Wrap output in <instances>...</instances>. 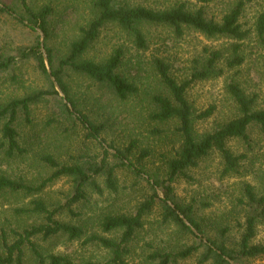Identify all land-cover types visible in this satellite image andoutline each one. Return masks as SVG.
Here are the masks:
<instances>
[{
	"label": "trees",
	"instance_id": "16d2710c",
	"mask_svg": "<svg viewBox=\"0 0 264 264\" xmlns=\"http://www.w3.org/2000/svg\"><path fill=\"white\" fill-rule=\"evenodd\" d=\"M12 1L0 0V13L12 16L36 37L30 47L21 48L16 56L6 55L0 50V74L11 71L19 62L35 61L36 70L46 80L47 87L0 106V124H3L0 158L5 156L13 159L25 154L19 144L17 122L23 116L30 123L33 107L44 103L51 105L49 125L64 124L73 129L81 125L86 131L87 140L96 141L103 154L99 161L69 165L61 164L52 155L44 156L42 162L52 173L36 186L22 179L13 180L0 175V198L9 194L39 195L63 179L72 185L61 204L49 207L44 201L36 199L30 209L16 210L17 216L35 215L41 217L42 221L21 232L15 229L0 232V264H26L27 250L34 255L36 264H72L64 256L45 257L35 241H48L60 235L67 236L70 241L82 240L86 236L84 228L59 221V217L65 214L77 217L75 207L89 201L92 194L102 197L108 191L118 195V173L122 170L145 182L149 187V195L132 215H108L101 219V232H121L120 240L107 239L98 234H92L85 240L86 244H98L111 252L107 264H127L130 243L144 228L146 217L157 209L161 210L160 217L164 223L173 224L180 232L188 233L197 243L177 253L153 251L146 257L149 264H180L197 254L198 264H246L264 258V243H255L258 229L264 223V194H258L254 186L244 183L240 187L241 197L235 208L240 209L243 223L236 222L233 225L230 220L225 221V224L218 223L214 237L209 236L206 230L208 223L197 217L196 201L189 205L182 204L174 188L181 179L194 181L190 172L212 154L220 156L222 178L239 175L244 157L236 156L229 143L233 140L249 143V129L254 126L264 136V109H258L256 98L247 96L235 80L228 82L226 92L236 105L238 114L210 132L199 133L196 124L211 119L216 107L211 106L199 113L188 97L195 84L222 78L242 67L246 62V43L252 38L256 40L260 54L264 55V10L258 14L252 28H248L242 19L254 0L234 1L220 21L208 17L205 8H191L187 2L182 1L153 9L126 0H92V17L86 25L79 27L78 37L61 54L51 45L54 9L47 6L36 10L30 0H18L22 12L17 15ZM146 26L170 28L178 40L186 30H193L208 39H226L231 44L226 49L205 48L204 55L194 61L188 76L182 80L173 74L172 65L159 57L152 58L150 62V76L140 57L130 58L125 46H115L102 60L89 58L108 27L118 29L131 39L137 52H146L149 49V41L144 32ZM39 31L44 34V42L41 41ZM43 48L51 73L45 63ZM73 75L105 88L121 103L129 100L147 103L149 135L159 140L174 137L178 141L155 162L157 164L154 165H159L160 170L148 169V164L155 159L150 150L143 149L136 157L137 151L141 149V140L131 139L129 145L122 148L109 144L103 138L106 124L92 121L71 96L68 80ZM52 78L64 97H61ZM152 78L161 90L154 89V86L151 88L150 83L145 84L144 81ZM161 125H173V130H162L158 127ZM236 229L238 236L233 237Z\"/></svg>",
	"mask_w": 264,
	"mask_h": 264
},
{
	"label": "rangeland",
	"instance_id": "374dc122",
	"mask_svg": "<svg viewBox=\"0 0 264 264\" xmlns=\"http://www.w3.org/2000/svg\"><path fill=\"white\" fill-rule=\"evenodd\" d=\"M92 0H30L34 9L50 6L54 9L52 17L54 45L61 54L67 51L70 43L78 37L79 27L87 24L92 17ZM131 4L143 5L149 8H163L175 2H187L191 8H205L207 16L220 21L223 15L231 8L236 0H126ZM12 6L20 15L22 7L18 0L12 1ZM264 10V0H254L248 7L242 22L252 28L260 12ZM149 49L146 52H137L134 43L125 34L114 27L103 31L98 44L93 48L89 58L102 60L108 56L115 46H125L128 56L140 57L150 76L152 58L159 57L167 60L173 67V74L184 79L196 59L204 55L205 48L226 49L231 44L226 39H208L193 30H186L182 38H176L170 28L146 26L144 27ZM40 33V32H39ZM36 35L19 24L12 16L0 13V50L6 55L16 56L17 51L30 47ZM44 42V37H43ZM257 48L254 38L246 43L245 64L226 76L199 82L190 90L188 97L195 109L205 111L211 106L216 107L214 116L206 122L196 124L199 133H206L218 126L234 119L237 107L226 92V85L231 79L235 80L247 96L256 98V107L264 109V55ZM35 61L19 62L15 68L0 74V106L14 99H21L34 91L47 87L44 77L36 70ZM151 79V78H150ZM153 79V78H152ZM150 87L159 89L155 80H146ZM72 98L80 110L97 124H106L103 138L116 147H126L131 139L142 142L141 150H150L155 159L148 164L149 170H160L159 161L162 153H166L178 142L170 137L165 140L152 138L149 135V125L146 123L147 103L129 100L119 102L105 88L79 76H71L68 80ZM62 97V96H61ZM50 104H40L33 107L31 122L27 123L23 116L17 122L20 138L19 144L25 154L8 159L0 158V175L13 180L22 179L29 185L36 186L49 177L52 171L42 162L47 155L54 156L61 164L69 165L83 162L99 161L103 154L96 141L87 140L86 131L80 125L73 129L64 124L49 125L51 118ZM0 124V142H2ZM167 132L173 130V125L158 126ZM67 128H69L68 131ZM72 129V130H71ZM249 143L233 140L229 143L230 149L236 156H242L239 175L222 178L223 165L218 154H212L205 159L197 169L190 172L194 181L181 179L175 185V194L182 204L189 205L196 201L197 217L208 223L207 232L214 237L218 223L231 221L243 223L240 209L235 208L240 195V187L249 183L255 187L258 194H264V136L257 126L249 129ZM159 164V162H158ZM118 180L120 193L112 195L108 191L100 197L92 194L89 201L75 207L77 217L63 215L59 221L84 228L86 236L80 241H70L67 236L60 235L48 241L36 240L41 253L45 257L64 256L72 264H107L111 252L98 244H86L85 240L92 234L112 240H120L122 233L104 234L100 229L101 219L108 215H132L137 206L149 195V187L145 182L138 180L128 171H119ZM101 185H103L101 181ZM72 189L71 183L63 179L54 183L46 191L35 196L5 195L0 198V232L15 229L23 231L33 225L41 223L42 218L35 215L17 216L16 210L30 209L34 200H41L47 206L58 205L63 202L64 195ZM161 210L157 209L146 217L145 226L130 243V254L127 264H149L146 257L153 251L177 253L189 246L195 245L196 240L179 231L173 224L162 221ZM229 221V222H230ZM225 224V223H224ZM238 236L234 230L233 237ZM256 244L264 243V223L258 229ZM199 254L182 261L180 264H198ZM26 264H36L34 255L26 251ZM246 264H264V258L255 259Z\"/></svg>",
	"mask_w": 264,
	"mask_h": 264
},
{
	"label": "water",
	"instance_id": "95a60500",
	"mask_svg": "<svg viewBox=\"0 0 264 264\" xmlns=\"http://www.w3.org/2000/svg\"><path fill=\"white\" fill-rule=\"evenodd\" d=\"M40 32V35H41V41L43 42V37H44V34H43V32H41V31H39ZM43 53H44V55H45V58H46V64H47V62H48V60H47V55H46V53H45V49L43 48ZM47 66H48V70H49V73H51V70H50V67H49V65L47 64ZM52 80H53V82L55 83V86H56V89L58 90V92L60 93V95L62 96V97H64V94H63V92L61 91V89L59 88V86H58V84L56 83V81H55V79L54 78H52ZM160 196H162L161 194H160ZM185 223L188 225V226H190V224L187 222V221H185ZM194 232L198 235V233L194 230Z\"/></svg>",
	"mask_w": 264,
	"mask_h": 264
}]
</instances>
